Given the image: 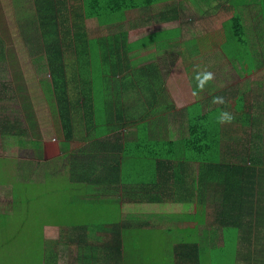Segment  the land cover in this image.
<instances>
[{
	"label": "crops",
	"instance_id": "obj_1",
	"mask_svg": "<svg viewBox=\"0 0 264 264\" xmlns=\"http://www.w3.org/2000/svg\"><path fill=\"white\" fill-rule=\"evenodd\" d=\"M172 1L178 2V0ZM182 1L184 2V0H179V2ZM225 1H229V4L225 2V5L220 8L219 12L221 14H215L214 9L212 12L207 13L204 6L202 9H198L197 12H190L189 15H186L183 14L184 11L177 7L178 5L169 7V0H162L154 6L157 9L159 7L160 13L158 14H151L152 7L141 10L144 14L142 22L137 23L135 28H131L128 35L131 30H141L153 26H157L158 29L150 34L174 32L177 35L175 39L164 44L161 43V47L157 46L156 49H151L153 43L147 40L142 42L140 47L142 49V62L148 61L147 57L151 59L152 63L147 68H153L157 72L156 89L162 93H158L161 101L158 102L153 113V116L160 117L158 123L149 118L141 124L145 123L149 127L151 141H157L160 144L168 143L169 147L174 148L171 157H168V147H165L163 153L160 151L161 147H158V156L151 155L148 141L143 139L142 141L146 143L145 160L149 162L175 160L176 142L181 141L187 135L190 121L213 113L218 106H224L223 108L230 111L235 119L230 124H220L222 133H224L222 155L223 157L228 156L223 162H236L234 157L227 155V147L230 146L259 148L263 153V157H260V163L258 164L260 167L257 169V173L249 175L247 181L249 187L253 188L251 197L253 203L250 204L254 207L252 214L247 211V208H244L242 213L237 211L235 218L222 216L219 221L217 220L220 206L211 201L212 195L210 194L215 190V187L221 189L220 181L208 176L205 169L202 170L201 165L206 160L204 157L189 162L186 173L182 176L184 180H187V183H183L184 186H180V183L177 184L176 182L174 184L172 181L167 186L169 177L167 178L164 175L166 182H160L162 184L161 188L156 189L155 186L150 184L152 183L151 177H145L142 182L146 181V184L140 183L142 191L147 192L144 198L142 192L136 187L135 194H131L133 193L132 186L135 185L133 183L135 177H133L128 182L131 186L125 185L130 189V192L124 196L125 199L119 201L121 204H118L116 200L119 199L116 196L110 197L102 193L100 187H88L79 172L75 176L70 172L69 155L73 152L67 153L64 147V150L61 148V154L56 159L59 170L53 174L57 176L66 175L71 179L77 187L75 194L78 196L92 197L96 201H101L102 198L109 201L111 205H116L114 211L117 213V219L104 221L100 219L81 224L77 222L68 224L65 220L67 214L64 213L65 216L63 214L62 219L57 220V223H46L43 235L45 247L41 252L45 259L40 264H129L125 244L133 230H142V233L145 234V240L149 242L147 246L153 252L164 247L172 240L174 242V263L177 262V264H181V261H183L182 255L189 261L195 253L193 249L183 250L182 245H199L198 250L206 252V254L210 253L213 247H220L221 254L218 264H264V76L261 75L264 72V48L262 50L253 48L252 54L248 56L254 75H251L253 72L250 75L245 73L244 68L249 69L250 65H244L248 62L244 55H241V52H243L242 47L244 49L247 47L249 50V43L244 45L245 41L235 40L236 43H233L230 48L232 50L226 49L229 46L230 31L228 29L231 25V19L234 20L237 16H240L246 29L253 28L261 33L264 11L261 12L262 0H237L245 5L243 7L236 5L231 7L230 0ZM230 13L232 16H230ZM256 20L257 22H255ZM178 23L179 25H177ZM172 24H174L172 27H164ZM150 34L143 35L134 41L128 40V42L143 41ZM251 40V43L264 41V27L262 39L256 37ZM228 51L233 53L231 57H229ZM136 55H140V53ZM136 55H132V61H135ZM156 65H161L162 69L158 70L155 68ZM196 69L211 71L215 77L205 86L204 91L200 92V96L203 98L208 91L210 93L218 91L219 93L214 96H223L227 101L226 105H213V96L196 101L187 107L179 108L177 106L170 96L171 80L176 79L168 77V79L162 80L161 78L170 70H182L181 73L184 70V74L188 78L189 74ZM241 69H243L241 72L245 74L243 76L238 75L239 81H236L234 85H229L231 82L226 81L228 77L224 71L235 70L239 74L238 70ZM245 76H248V78H245ZM176 84H181L183 87V83L179 80L176 81ZM188 84L191 89L196 88L193 77L189 78ZM137 91H139L138 88L133 92L134 95H131L133 93L127 95L128 106L134 103V100L138 98L137 96H139L140 101H145L146 97L148 98L150 95L143 86L140 87L139 94ZM191 92L189 94L193 96V91L191 90ZM193 97H195L194 99L198 98ZM20 105H22V102ZM27 106H30V102L27 103ZM6 110L8 108L4 107L0 110V158H10L9 160L15 161L16 177L25 191H19L12 181L6 179V173L2 168L0 170V214L13 213L16 201L32 200L33 194L26 193L27 188L32 187L33 183L42 181L39 175L40 179L35 172L33 173V157L30 156V153H33V146L42 145L41 141L28 139L27 142L22 144L32 145V148H28V153H23L20 158H13L15 143L9 141V138L13 137H8L15 136V138H18L19 136L24 138L27 134H33V123L28 125L27 128H24L23 123L15 125L13 123L14 119L11 121L2 118ZM131 114H134L133 110ZM177 115L181 119L175 122L174 117ZM213 121L214 117H211L206 124L210 126ZM132 125L135 124L131 122L126 131ZM75 127L77 132H74L71 142L77 146V148H73L76 151L82 148L84 143L78 134V124ZM21 131H26V133L20 135L19 132ZM92 134L94 133L92 132ZM36 156L39 162L40 159L45 158L43 151H37ZM113 157V154H107L108 161L111 162L114 159ZM48 175H52V172H48ZM91 177L92 179L95 177L93 173ZM157 177L159 181L161 176L157 175ZM236 178L237 180L243 179V176L238 175ZM222 180L227 181L226 178ZM152 191L157 193H151L153 196L164 195L170 198L164 200L165 202H149V194ZM179 192L187 195L188 198L177 200ZM139 198L142 200L141 202H138ZM93 199H90L89 202H94ZM128 200L131 202H127ZM137 205H145V207H149L148 210L153 211L137 214L135 211ZM174 208L181 210V212H177ZM168 210H174V212H167ZM228 214L230 213L228 212ZM63 221L64 223H62ZM234 223H238L240 230L234 229ZM159 235H163L162 238L155 241V238ZM168 237L169 241L167 242ZM14 238V235L6 238V240L1 238L0 244H10ZM119 241L123 245L121 250L114 247V244L116 245ZM155 245L160 247L157 249L154 247ZM1 250L0 258L3 257L4 248ZM150 250L147 252L149 255ZM139 253L145 257L142 250ZM204 257L206 260H210V257L206 255Z\"/></svg>",
	"mask_w": 264,
	"mask_h": 264
},
{
	"label": "trees",
	"instance_id": "obj_2",
	"mask_svg": "<svg viewBox=\"0 0 264 264\" xmlns=\"http://www.w3.org/2000/svg\"><path fill=\"white\" fill-rule=\"evenodd\" d=\"M161 1L75 0L76 4L68 6L66 0H37V12L33 15V20L29 21V24H33L28 25L29 31L30 34L33 32V41L38 45L36 52L45 53L48 61L53 90L59 98L65 139L71 142L74 132H77L75 125L78 124V134L84 143L82 148L72 150L73 153L69 155L70 172L74 176L79 172L88 187H100L101 192L110 197L117 196L119 190H123L121 193L124 196L128 195L130 189L125 185L131 186L128 182L135 177L131 194H135L136 187L144 198L147 192L142 191L140 183L146 184V181L142 182L145 177H151L150 184L156 189L161 188L160 182H166L165 177H169L167 186L171 181L184 186L183 183H187V180L182 176L186 173L189 162L204 157L206 160L201 165L202 170L205 169L208 176L220 181L221 189L215 187L210 194L211 201L220 206L217 220L222 216L235 218L237 211L242 213L244 208L252 214L254 207L250 204L253 203V188L249 187L247 181L251 175L257 173L263 153L259 148L226 146L227 155L234 157L236 162H223L228 156L222 155L224 133L216 117L218 109L224 106H218L213 113L190 121L187 135L176 142L173 161H146V143L123 138L131 122L141 124L149 120L161 101L159 94L162 93L156 89L157 72L150 68L138 70L135 61L130 64L132 55L139 54L142 46L141 40L128 42V31L135 28L136 24L91 38L86 31V23L90 19L106 18L132 10L141 11ZM67 9L69 18L63 14ZM228 31H234L233 35L236 33L240 37L246 33L240 16L231 19ZM245 53L244 58L249 56V52ZM141 86L149 92V97L140 101L137 96L134 103L128 106L127 95L135 92L137 88L139 94ZM132 110L134 114H131ZM211 117H214V121L208 126L206 122ZM13 123L20 125L19 120ZM36 127V122H33V132ZM25 133L26 131L19 132L20 135ZM109 153L114 156L111 162L107 159ZM92 173L95 176L93 179ZM157 175L161 176L159 181ZM238 175L243 176V179L237 180ZM224 178L227 181H223ZM151 193L157 194L150 192L149 202H163L170 198L164 195L153 196ZM187 198V195L179 192L177 200ZM141 201L139 198L138 202ZM235 228L240 230L238 223H234ZM114 247L121 250L122 242L114 244ZM181 248L193 249L195 252L189 261L182 255L184 264H205V255L210 260H215L221 254L220 247H213L208 254L198 250L199 245H182ZM1 249L0 246V251Z\"/></svg>",
	"mask_w": 264,
	"mask_h": 264
},
{
	"label": "rangeland",
	"instance_id": "obj_3",
	"mask_svg": "<svg viewBox=\"0 0 264 264\" xmlns=\"http://www.w3.org/2000/svg\"><path fill=\"white\" fill-rule=\"evenodd\" d=\"M238 1L235 0L233 2V0H230V6H245ZM225 2L229 4V1L225 0H184V2L169 0V7L178 5L177 7L184 11L183 14L189 15L190 12H197L198 9H202L205 6L204 8L207 13L212 12L214 9L215 14H221L219 11L225 5ZM66 3L68 6L76 4L75 0H66ZM154 6H152V15L160 13L158 10L159 7L157 9ZM37 7V0H0V46L2 49L0 51V100H2L0 101V110L3 107L8 108L3 113L2 118L11 121L13 119L19 120L20 123H23L24 128H27L33 122L37 124L33 134H27L24 138L8 136L13 137L9 138V141H13V144L15 143L13 158H20L23 153H28V148H32V145H23L28 139L41 141L42 143V145L33 146V153H30V156L33 157V173L35 172L37 176L39 175L42 178L40 183H33V186L26 190V193L33 194V199L29 201H16L13 213L0 214V237L2 240H6V238L12 235L15 237L6 246H4V243L0 244L4 248L3 257L0 258V264H40L43 262L45 258L41 255V252L43 247H45L43 242L44 225L46 223H57V220L62 219L64 213L67 214L65 220H67L68 224L75 222L81 224L100 219L103 221L117 219V213L114 211L116 205H111L109 201L102 198L101 201H96L92 197L78 196L75 194L77 187L71 179L66 175L57 176L53 174L59 170L56 159L61 154V148L64 150L65 147L67 153H71L73 152V148H77V146L72 142H66L65 134L62 130L59 98L53 90L48 61L45 53H40V51L36 52L38 48L36 46L38 45L33 41V32L30 34L29 31L28 25H33L29 24V21L33 20V15L37 12ZM68 8L72 9L70 7ZM263 11L264 0H262L261 5V12ZM68 12V9L63 12L64 17L69 18L70 14ZM230 16H232L231 13ZM28 18L30 19L26 20ZM143 18L144 14L142 11L133 10L113 14L106 18L90 19L86 23V31L89 37L94 38L117 32L118 28L126 29L130 24L141 23ZM173 25H166L164 27L168 28ZM219 25L222 26L221 23ZM263 27L264 21H262L261 33H258L253 28L246 29V34L243 35L244 37H240L236 33L235 36L231 37L234 31L229 32V46L226 49L232 50L230 48L233 46V43H236L235 40H244L246 42L244 45L249 43V50L247 47L245 49L242 47L243 52H241V55H246L245 52L252 54L253 48L262 50L264 48L263 40L253 43L250 41L256 37L260 40L262 39ZM156 29H158L157 26L142 28L141 30H131L128 35V40H137L141 36L148 35ZM176 36L174 32H156L150 34L142 42L147 40L153 43L151 49H156L157 46L161 47V43L164 44L167 41L173 40ZM134 53L136 54V52ZM139 53L140 55H136L135 59L138 70L149 67L150 63H152L151 59H149L150 57H147L148 61L142 62V49H140ZM228 54L229 57L233 55L230 51H228ZM245 59L248 63L244 65H250L249 69L244 68L245 73L250 75L254 70L251 68L248 57ZM68 64L71 63L68 62ZM130 64L132 65V57ZM155 68L158 70L162 69L161 65H156ZM152 70L154 71L153 68ZM196 70L194 72L191 71L193 73L189 74L188 78L185 76L184 70L183 73H181L182 70H170V72L161 78L162 80H166L168 77L176 79L171 80L170 96L179 108L187 107L196 101L208 99L219 93L218 91L212 93L208 91L203 98L199 93L196 99L190 96L189 93H192L191 90L193 91V89L190 88L191 86L189 87V78L195 77ZM242 70H238L239 74L235 70L224 71L228 77L226 81L231 82L229 85H234L236 81H239L238 75L243 76L245 74L241 72ZM251 75H254V72ZM261 75L264 76V72ZM245 78H248V76H245ZM177 80L183 83V87L181 84H176ZM71 97H74L73 94H71ZM21 102L22 105H20ZM28 102H30V106L32 107L27 106ZM158 118L160 117L152 115L150 120L158 123ZM174 118L176 119L175 122L181 119L178 115ZM123 138L129 141H142L146 139L151 155L158 156V147H161L160 151L162 153L165 147H168V157H171L174 152V148L169 147L168 143L160 144L157 141H151V132L145 123L139 125L135 123V125L130 126L125 134H123ZM37 151H43L45 155V158L40 159V162L36 159ZM9 159L0 158V170L4 168L3 171L6 173L5 178L12 181L14 186L23 192L25 190L16 177V163L14 160ZM48 172H52V175L49 176ZM121 191L123 190H119V194L116 196L119 199L116 200L118 204H121L119 203L121 199H125ZM90 199H93L94 202H89ZM147 208L149 207H145V205H137L135 211L137 214L153 211ZM174 210L181 212V210L175 208ZM174 210H168L167 212H174ZM162 236L159 235L156 237L155 241L160 240ZM144 237L145 234L142 233V230H133L130 236H128L125 247L129 264H177V262L174 263V242L172 240L169 241V237L166 240L169 242L164 247L158 249L160 247L159 245L154 246L158 249L156 252L148 248L147 244L149 242ZM140 250L144 252L145 257L139 253ZM149 250L151 252L150 255L147 254ZM218 261V258L215 260H206L205 264H218ZM181 264H184V260L181 261Z\"/></svg>",
	"mask_w": 264,
	"mask_h": 264
},
{
	"label": "clouds",
	"instance_id": "obj_4",
	"mask_svg": "<svg viewBox=\"0 0 264 264\" xmlns=\"http://www.w3.org/2000/svg\"><path fill=\"white\" fill-rule=\"evenodd\" d=\"M214 73L208 70H196V75L194 77L196 81V88L193 90V96L198 97L200 92H203L205 89V86L214 79ZM212 104L213 105H226L227 101L223 96H214L212 98ZM235 119L234 115L224 109L220 108L218 109V115L216 117V121L218 124L224 125V124H230Z\"/></svg>",
	"mask_w": 264,
	"mask_h": 264
}]
</instances>
